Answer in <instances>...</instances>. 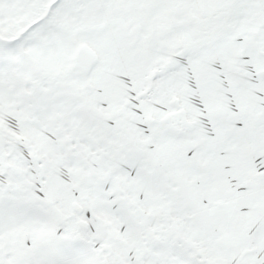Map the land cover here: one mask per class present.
Here are the masks:
<instances>
[{"label":"snow or ice","instance_id":"obj_1","mask_svg":"<svg viewBox=\"0 0 264 264\" xmlns=\"http://www.w3.org/2000/svg\"><path fill=\"white\" fill-rule=\"evenodd\" d=\"M0 264H264V0H0Z\"/></svg>","mask_w":264,"mask_h":264}]
</instances>
